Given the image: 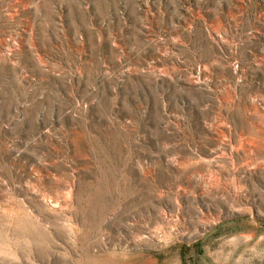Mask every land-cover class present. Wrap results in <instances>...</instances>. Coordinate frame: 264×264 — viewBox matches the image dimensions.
<instances>
[{
	"label": "rangeland",
	"instance_id": "obj_1",
	"mask_svg": "<svg viewBox=\"0 0 264 264\" xmlns=\"http://www.w3.org/2000/svg\"><path fill=\"white\" fill-rule=\"evenodd\" d=\"M264 0H0V264H261Z\"/></svg>",
	"mask_w": 264,
	"mask_h": 264
},
{
	"label": "water",
	"instance_id": "obj_2",
	"mask_svg": "<svg viewBox=\"0 0 264 264\" xmlns=\"http://www.w3.org/2000/svg\"><path fill=\"white\" fill-rule=\"evenodd\" d=\"M261 264H264V257H263V259H262V262H261Z\"/></svg>",
	"mask_w": 264,
	"mask_h": 264
}]
</instances>
